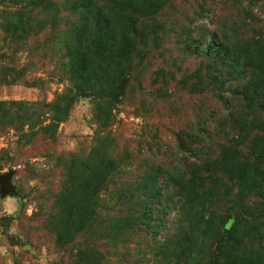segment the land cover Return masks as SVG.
Instances as JSON below:
<instances>
[{
    "label": "rangeland",
    "instance_id": "374dc122",
    "mask_svg": "<svg viewBox=\"0 0 264 264\" xmlns=\"http://www.w3.org/2000/svg\"><path fill=\"white\" fill-rule=\"evenodd\" d=\"M9 171L0 264H264V0H0Z\"/></svg>",
    "mask_w": 264,
    "mask_h": 264
},
{
    "label": "water",
    "instance_id": "95a60500",
    "mask_svg": "<svg viewBox=\"0 0 264 264\" xmlns=\"http://www.w3.org/2000/svg\"><path fill=\"white\" fill-rule=\"evenodd\" d=\"M12 171L7 173H0V195L6 197L8 195L16 196L17 191L14 185L11 183Z\"/></svg>",
    "mask_w": 264,
    "mask_h": 264
},
{
    "label": "trees",
    "instance_id": "16d2710c",
    "mask_svg": "<svg viewBox=\"0 0 264 264\" xmlns=\"http://www.w3.org/2000/svg\"><path fill=\"white\" fill-rule=\"evenodd\" d=\"M123 45L128 46V41H125V42L123 43ZM123 45H122V46H123ZM126 49H127V48H125V50H126ZM127 52H128V51H127ZM76 94H77V96H81V95L83 94L82 89H81V88H78V89L76 90ZM232 222H233V219H232V218L229 219V220L227 221V223H226V225H225V228H224V231H223V236H222V238H220V239L218 240L217 245H216V249H219V248L221 247V245H222L224 242H226V240L229 238V234H230V232H231Z\"/></svg>",
    "mask_w": 264,
    "mask_h": 264
}]
</instances>
